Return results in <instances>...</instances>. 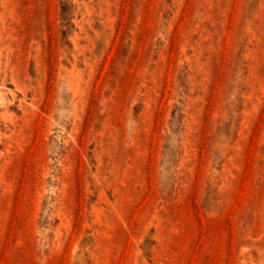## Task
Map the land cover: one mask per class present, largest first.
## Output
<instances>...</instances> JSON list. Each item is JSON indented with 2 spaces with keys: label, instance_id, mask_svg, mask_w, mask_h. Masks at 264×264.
Here are the masks:
<instances>
[{
  "label": "rangeland",
  "instance_id": "1",
  "mask_svg": "<svg viewBox=\"0 0 264 264\" xmlns=\"http://www.w3.org/2000/svg\"><path fill=\"white\" fill-rule=\"evenodd\" d=\"M0 264H264V0H0Z\"/></svg>",
  "mask_w": 264,
  "mask_h": 264
}]
</instances>
